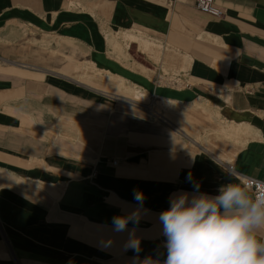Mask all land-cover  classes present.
<instances>
[{
	"label": "crops",
	"instance_id": "crops-1",
	"mask_svg": "<svg viewBox=\"0 0 264 264\" xmlns=\"http://www.w3.org/2000/svg\"><path fill=\"white\" fill-rule=\"evenodd\" d=\"M215 7L0 0V264L163 261L189 173L264 181V0ZM133 213L138 254L112 225Z\"/></svg>",
	"mask_w": 264,
	"mask_h": 264
},
{
	"label": "clouds",
	"instance_id": "clouds-1",
	"mask_svg": "<svg viewBox=\"0 0 264 264\" xmlns=\"http://www.w3.org/2000/svg\"><path fill=\"white\" fill-rule=\"evenodd\" d=\"M224 171L231 182L219 185L214 195L201 192L191 173L186 180L193 191L170 195L169 207L158 217L166 258L150 264H264V185L252 195L246 185L234 182L236 173ZM133 199L143 206V193L134 190ZM129 221L138 224L139 217H113V230L128 231L125 249L138 254L140 240L135 228L128 230Z\"/></svg>",
	"mask_w": 264,
	"mask_h": 264
},
{
	"label": "built area",
	"instance_id": "built-area-1",
	"mask_svg": "<svg viewBox=\"0 0 264 264\" xmlns=\"http://www.w3.org/2000/svg\"><path fill=\"white\" fill-rule=\"evenodd\" d=\"M216 0H196L197 9L204 13L217 18L224 17V12L215 7ZM117 165L116 162L113 163ZM246 185L252 190L253 195H255L260 187L264 185V181H258L255 179H246Z\"/></svg>",
	"mask_w": 264,
	"mask_h": 264
},
{
	"label": "bare ground",
	"instance_id": "bare-ground-1",
	"mask_svg": "<svg viewBox=\"0 0 264 264\" xmlns=\"http://www.w3.org/2000/svg\"><path fill=\"white\" fill-rule=\"evenodd\" d=\"M143 95H144V94H143ZM133 96H135V95H133ZM133 96H132V97H133ZM140 96H141V95H140ZM134 98H135V97H134ZM141 98H142V97H141ZM144 98H145V97H144ZM135 100H136V99H135ZM140 100H142V99H140ZM161 107H162V106L159 105V106H158V108H159L158 110H160Z\"/></svg>",
	"mask_w": 264,
	"mask_h": 264
}]
</instances>
